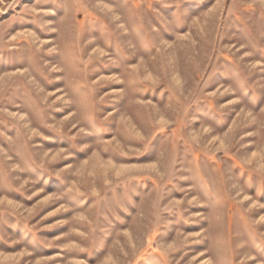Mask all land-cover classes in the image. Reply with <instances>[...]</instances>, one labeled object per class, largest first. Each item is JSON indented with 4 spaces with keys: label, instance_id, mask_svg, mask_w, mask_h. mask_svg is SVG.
Here are the masks:
<instances>
[{
    "label": "rangeland",
    "instance_id": "obj_1",
    "mask_svg": "<svg viewBox=\"0 0 264 264\" xmlns=\"http://www.w3.org/2000/svg\"><path fill=\"white\" fill-rule=\"evenodd\" d=\"M0 264H264V0H0Z\"/></svg>",
    "mask_w": 264,
    "mask_h": 264
}]
</instances>
